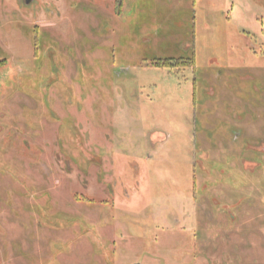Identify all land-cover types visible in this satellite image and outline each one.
Segmentation results:
<instances>
[{
    "label": "rangeland",
    "instance_id": "374dc122",
    "mask_svg": "<svg viewBox=\"0 0 264 264\" xmlns=\"http://www.w3.org/2000/svg\"><path fill=\"white\" fill-rule=\"evenodd\" d=\"M0 264H264V0H0Z\"/></svg>",
    "mask_w": 264,
    "mask_h": 264
},
{
    "label": "trees",
    "instance_id": "16d2710c",
    "mask_svg": "<svg viewBox=\"0 0 264 264\" xmlns=\"http://www.w3.org/2000/svg\"><path fill=\"white\" fill-rule=\"evenodd\" d=\"M193 64V60H178L174 63H171L168 60H158V61H153L149 63L148 65L153 68H172V67H185V66H190Z\"/></svg>",
    "mask_w": 264,
    "mask_h": 264
}]
</instances>
